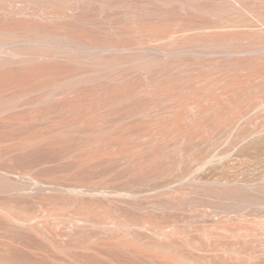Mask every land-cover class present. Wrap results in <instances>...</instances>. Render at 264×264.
I'll use <instances>...</instances> for the list:
<instances>
[{"label":"rangeland","instance_id":"rangeland-1","mask_svg":"<svg viewBox=\"0 0 264 264\" xmlns=\"http://www.w3.org/2000/svg\"><path fill=\"white\" fill-rule=\"evenodd\" d=\"M106 1L55 0L49 6L55 16H79L98 36L139 42L134 52L168 62L167 69L158 67L154 75L157 89L150 105L144 103L140 70L126 71L120 89L130 98L119 105H58L64 97L57 95L51 105L20 102L0 111V175L14 184L13 191H0V264H116L89 244L110 235L139 244L174 242L179 257L201 264H221L219 257L234 255L239 241L247 252L264 251V206L228 211L230 201L198 196L199 186L247 181L243 172L247 166L254 169L251 164L223 161L202 173L180 174L202 155L237 151L226 125L209 135L195 130L191 119L194 105L207 109L225 96L216 82L233 60L225 50L229 44L264 41V0H240L247 9L237 12L229 4L233 0H193L191 11L177 0H111L102 9ZM22 4L15 0L8 6L14 11ZM244 57L258 62L239 70L246 83L240 119L264 122V52ZM83 91L91 93V86ZM172 95L184 105L176 113L181 127L194 129L185 141L167 121ZM77 112L84 122L73 125ZM86 127L99 130L103 139L85 140ZM58 131L65 136L54 138ZM22 139L34 141L22 145ZM261 156L259 191L264 189ZM77 204L94 215L93 223L73 219Z\"/></svg>","mask_w":264,"mask_h":264},{"label":"bare ground","instance_id":"bare-ground-1","mask_svg":"<svg viewBox=\"0 0 264 264\" xmlns=\"http://www.w3.org/2000/svg\"><path fill=\"white\" fill-rule=\"evenodd\" d=\"M14 1L0 0V111L7 105H18L21 104L20 102H23L21 105H51L50 100L57 95L64 97L59 102L56 101L58 105H119L130 98L121 91L122 83L128 75L126 71L133 74L140 70L144 71L145 76L142 93L147 100L144 103L151 104L150 99L154 98L157 89L158 78L154 75L159 71L158 67L167 69L168 62H160L153 57L134 52V45L140 43L127 36L110 34L98 36L79 16L69 18L55 16L49 6L55 0H21L23 4L13 11L8 4ZM71 1L75 5H81L83 1L90 5L96 0ZM154 1L171 3L169 0ZM177 1L187 10L196 8L193 0ZM105 3L100 4L102 9L111 6V0ZM28 4H33L36 8L29 9ZM229 4L236 12L247 9L240 0H233ZM134 12L131 22L136 24L138 12ZM13 14L17 17L10 18ZM255 15L259 18V10ZM120 50L125 53L117 54ZM225 50L232 54L233 60L228 64L226 76L216 82L225 96L214 100L207 109L194 105L191 125L195 130H201V133L207 132L209 135L226 125L233 137L230 146L237 151L230 153L227 152L229 150L227 148L225 153L202 155L196 159L195 166L185 167L180 174L183 177L187 172L202 173L223 161L251 164L254 169L247 166L243 172L247 181L235 179L224 182L223 187H197L201 188L198 196L230 201L228 211H240L259 204L264 206V189L259 191V188L255 187L258 183L256 178L259 177V155H263L261 158L264 161V122L253 124L244 122L240 119L241 112L238 110L241 107V92L246 89L245 80L239 74V70L258 62L253 59L255 61L249 63L250 60L244 55L257 51L264 52V41H260L257 45L233 43ZM242 58L247 61H243ZM223 66V64L218 65V67ZM110 81H114L115 84H109ZM189 83L193 81L190 80ZM90 86L91 93L84 94L86 92L83 89ZM170 100L167 121L176 127L180 140L185 141L189 132L194 129L181 127L180 115L176 113L178 108L184 105H179V97L172 95ZM77 109L80 110L81 106L76 107ZM77 113L79 117L73 125L84 122L79 121L84 115ZM228 118L229 122H226ZM81 132L85 140L93 143L103 139L99 130L86 127ZM64 136L65 134L59 131L53 135L54 138ZM33 141L22 139L20 142L23 145ZM249 147L257 151L244 153L243 150ZM261 171L264 177V163ZM13 189L14 184L11 180L5 175H0V191H13ZM259 192L263 196H259ZM77 205H75L77 208H74L73 219L93 223L94 215L81 211L85 207L81 206V208ZM237 243V247L232 251L234 255L229 258L219 257L221 264H264V251L247 252L242 242ZM89 244L91 248L109 255L116 264H201L196 260L187 261L179 257L173 249L174 242L165 245L139 244L134 240L110 235L107 241L95 239Z\"/></svg>","mask_w":264,"mask_h":264}]
</instances>
